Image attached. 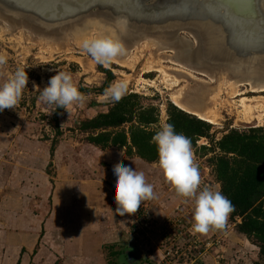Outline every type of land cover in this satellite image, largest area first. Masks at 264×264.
<instances>
[{
	"label": "crops",
	"instance_id": "crops-1",
	"mask_svg": "<svg viewBox=\"0 0 264 264\" xmlns=\"http://www.w3.org/2000/svg\"><path fill=\"white\" fill-rule=\"evenodd\" d=\"M10 110L0 111V264L164 261L160 232L155 231L156 237L150 243L137 234L135 237L127 216L115 214L117 205L112 191L114 165L127 164L143 172L146 182L154 187L156 202L164 200L155 204L156 214L153 213L157 227L162 229L178 200L174 199L172 186L165 193L168 198L158 195L162 192L160 177L167 185L160 168L151 170V165L159 166L158 162L129 156L125 147L111 145L102 149L85 139L84 133H77L79 130L69 139H58L52 134H47L46 139H35L27 131L18 130L19 125L10 124ZM166 121L164 107L157 125ZM54 137L57 142L51 150ZM216 233L222 232L210 229L207 234ZM240 235L237 230L227 229L223 238L225 253L216 248L204 264H260L256 247ZM146 243L151 244L152 251L147 250Z\"/></svg>",
	"mask_w": 264,
	"mask_h": 264
},
{
	"label": "rangeland",
	"instance_id": "rangeland-1",
	"mask_svg": "<svg viewBox=\"0 0 264 264\" xmlns=\"http://www.w3.org/2000/svg\"><path fill=\"white\" fill-rule=\"evenodd\" d=\"M10 15L11 12L0 10V54L7 56V62L0 65V84L6 82L17 68H24L28 73L29 83L23 90L18 104L12 111H9L12 113L9 116V121L10 124L19 125L18 130L27 131L35 139H40L41 136L46 139L47 134H52L58 139H69L76 130H79L78 125L81 120L106 110V105L112 101L95 90L88 91V89H98L105 82L106 74L101 71V68L108 69L114 74L115 77L110 85L113 83L125 84L126 94H137L138 102L141 105H153L160 113L164 107L167 108L169 102L174 104L175 97L189 101V96L192 93L195 94L197 91L205 93V102H207L205 106L207 107L204 110L206 117L203 119L213 125L210 133L216 140L230 129L247 131L249 128L264 127V90L257 91L248 83L228 80V73L217 76V86L215 87L213 86L215 78L193 71L176 61L175 52L169 45L165 47L164 43H160V45L155 40H144L140 43L127 45L124 43V40L127 41L124 37L121 38V41L127 51L126 55L120 57L122 62H118L116 59L102 66L80 46V42L84 38H98L102 36V32L106 33L107 26L99 25L100 21L88 25L87 31H75L71 34H64L61 38H54L39 37L34 31H29L20 25L17 26L12 20L7 19ZM179 36L188 41L189 38L191 39V36L186 32H181ZM57 71L71 73L74 84L84 94L85 99L82 103L73 104L67 110L68 112L63 110L58 113L55 120L56 105H49L40 100L39 89L42 90L47 86L49 78ZM33 82L39 86V89L33 88ZM84 89L87 90L84 91ZM152 127L158 131L161 128L159 125ZM84 135L87 139V134L84 133ZM55 137L54 141H56ZM203 145L209 147L210 140L205 137L198 139L196 147H193L194 162L199 167L201 180L218 190L220 184L207 160L212 154L208 151L204 155L201 150ZM151 166L153 167L152 172L154 169L160 168L157 165ZM163 179L165 180L164 175ZM159 185H161L162 192H159L158 195L165 199L168 198L166 194L170 192L171 185L167 182L165 186L162 177H160ZM173 191L174 199L177 198L178 204L174 206L172 216L166 219L162 229L157 227L159 225L153 213L156 214L154 212L155 204L162 203L163 199L157 202V197L149 200V207L144 218L141 217L142 215L136 217L133 214H126L128 225L132 227H144L142 219H147L145 221L148 224L146 229L148 233L145 234L147 236L135 232V237H137L136 234H139L141 240L145 239L144 242L149 241L150 243V239L153 240L156 237L153 235L155 231L160 232L162 250L165 251L164 261H161L160 264H204L209 253L216 252V248H221V253H225L227 249L223 239L225 232L229 228L237 230L236 223L241 220L239 218L231 220L229 217L226 230H220L222 233L211 235L185 233L184 226L180 221L182 215L187 211H189V216L183 221L193 220L195 200L184 201L183 197L177 196L175 190ZM240 236L244 237L242 234ZM249 242L256 247L254 249L259 252L260 256V248L257 243L254 240H249ZM206 243H210L209 246H206ZM146 245L149 246L147 250L152 251L151 244L146 243ZM251 255L253 254L251 253L249 256ZM234 258L236 259L235 256ZM220 259L222 260V257ZM223 259L226 260V258ZM260 259L262 262L261 256Z\"/></svg>",
	"mask_w": 264,
	"mask_h": 264
},
{
	"label": "water",
	"instance_id": "water-1",
	"mask_svg": "<svg viewBox=\"0 0 264 264\" xmlns=\"http://www.w3.org/2000/svg\"><path fill=\"white\" fill-rule=\"evenodd\" d=\"M231 2L237 12L220 0H0V10L11 12L7 19L39 37L61 38L100 21L121 39V21L125 31L133 30V39L125 44H160L170 38L167 45L176 61L215 78V87L217 76L228 73V80L264 88V0ZM160 26L168 32L166 38ZM181 32L191 39L181 38Z\"/></svg>",
	"mask_w": 264,
	"mask_h": 264
},
{
	"label": "trees",
	"instance_id": "trees-1",
	"mask_svg": "<svg viewBox=\"0 0 264 264\" xmlns=\"http://www.w3.org/2000/svg\"><path fill=\"white\" fill-rule=\"evenodd\" d=\"M106 80L95 92L104 95L114 79L112 71L101 68ZM87 89H84V91ZM139 96L126 94L119 102H111L107 110L81 120L78 129L87 134V140L100 148L107 146L125 147L127 155H136L148 163L158 162L153 135L160 121V112L153 105H141ZM57 114L64 109L55 108ZM167 121L174 130L192 141L196 147L199 138L210 140V146L203 145L204 155L212 154L207 160L220 184V192L234 205L229 217L240 219L237 231L248 240H254L260 248L264 264V127L249 128L247 131L230 129L218 140L210 133L212 124L198 116L183 111L169 102L166 108ZM128 126V127H127ZM56 135H58L56 133ZM54 141L51 150H54ZM108 252V251H107Z\"/></svg>",
	"mask_w": 264,
	"mask_h": 264
},
{
	"label": "clouds",
	"instance_id": "clouds-1",
	"mask_svg": "<svg viewBox=\"0 0 264 264\" xmlns=\"http://www.w3.org/2000/svg\"><path fill=\"white\" fill-rule=\"evenodd\" d=\"M117 27L123 31L124 22L117 21ZM80 46L102 66L126 55L127 51L114 29H109L107 34L98 38H84ZM6 62L7 56L0 54V65ZM28 83L26 70L17 68L6 82L0 84V111L15 108ZM33 88L39 89V86L33 82ZM39 90L40 100L49 105L55 104L66 111L73 104L82 103L85 99L84 94L74 84L71 73L65 71H57L49 78L47 86ZM126 93L127 87L123 83H113L104 91V95L113 102H119ZM152 142L156 145L158 164L165 180L178 196L195 200L193 231L207 234L210 229L226 230L229 215L234 212L235 207L214 187L200 188L201 174L194 162L191 139L177 133L173 124L164 123L153 135ZM112 178L114 203L117 205L115 214L119 216L135 214L142 202L155 198L154 187L146 182L144 173L130 165H114Z\"/></svg>",
	"mask_w": 264,
	"mask_h": 264
},
{
	"label": "bare ground",
	"instance_id": "bare-ground-1",
	"mask_svg": "<svg viewBox=\"0 0 264 264\" xmlns=\"http://www.w3.org/2000/svg\"><path fill=\"white\" fill-rule=\"evenodd\" d=\"M95 22L98 23V21H95ZM96 26H99V25L96 24ZM158 31L160 33L162 32L164 38H166V36L168 35V32L164 30V27L163 26H160L158 28ZM107 33H108V31H106L105 34H107ZM105 34H104V32H102V35H105ZM121 35L123 36V38L125 37V39L127 40V42H129L130 39H133V30L132 29H129V30L125 31V26H124V30L121 31ZM169 40H170V38L165 39V41H166V43H164L165 47L168 46L167 44H169L168 43V42H170ZM177 45L179 47H181V48L182 47L184 48V46H185L183 43H177ZM179 51H181V50H179ZM116 59L118 60V62H122V58L118 57ZM234 82H238V81H234ZM239 83H242V82L239 81ZM251 87L254 90H257V91H263L264 90V88L257 87L255 85L254 86L251 85ZM178 95H180V94H178ZM205 95H206L205 93L200 92V91H197V92H195V94L192 93L191 96H189V101L184 100L183 98H180V97H175L174 100H173V102H174V104L176 106H178L182 110L187 111V112H190L192 114H195L196 116H198V117H200V118L203 119V118L206 117V113L204 112V110L206 109L205 107H207V106H205V105H207V102H205L206 101L205 100Z\"/></svg>",
	"mask_w": 264,
	"mask_h": 264
},
{
	"label": "built area",
	"instance_id": "built-area-1",
	"mask_svg": "<svg viewBox=\"0 0 264 264\" xmlns=\"http://www.w3.org/2000/svg\"><path fill=\"white\" fill-rule=\"evenodd\" d=\"M205 186H208V187H212L209 183H204L202 180H201V185H200V188L202 189L203 187H205ZM219 186V185H218ZM219 190V189H218ZM183 199H184V201H187V200H189V199H191L192 201L194 200V198H184L183 197ZM188 203H189V201H188ZM148 207H149V200H147V201H144V202H142V204H141V206H140V208L137 210V213H135V214H133V216H136L137 217V215L139 216V215H142L141 217L142 218H144V216L147 214V209H148ZM126 215V214H125ZM187 216H189V211H187L184 215H182V219H181V223L183 224V226H184V232L185 233H189V234H194L195 232L193 231V229H192V225H193V223H194V221L192 220V221H190L189 219H187V220H185V221H183V219H185ZM143 221H142V224H143V226L144 227H138V226H135V227H133L134 229V232H138V233H143V235L144 236H147V235H145L146 234V229L148 228V224H146L145 223V221L147 220L146 218L145 219H142ZM171 225H172V223H171ZM130 227H132V226H130ZM148 233V232H147ZM138 236H139V234H137ZM209 244L210 243H206V246H209Z\"/></svg>",
	"mask_w": 264,
	"mask_h": 264
},
{
	"label": "snow or ice",
	"instance_id": "snow-or-ice-1",
	"mask_svg": "<svg viewBox=\"0 0 264 264\" xmlns=\"http://www.w3.org/2000/svg\"><path fill=\"white\" fill-rule=\"evenodd\" d=\"M220 3L221 4H228L231 7V9H232L233 12H237L238 11V8L236 7L235 4H233L231 2V0H220Z\"/></svg>",
	"mask_w": 264,
	"mask_h": 264
}]
</instances>
